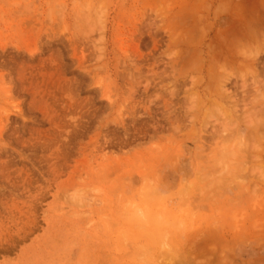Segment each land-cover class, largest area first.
I'll use <instances>...</instances> for the list:
<instances>
[{
    "label": "rangeland",
    "instance_id": "374dc122",
    "mask_svg": "<svg viewBox=\"0 0 264 264\" xmlns=\"http://www.w3.org/2000/svg\"><path fill=\"white\" fill-rule=\"evenodd\" d=\"M262 29L264 0H0V264H264Z\"/></svg>",
    "mask_w": 264,
    "mask_h": 264
},
{
    "label": "bare ground",
    "instance_id": "6f19581e",
    "mask_svg": "<svg viewBox=\"0 0 264 264\" xmlns=\"http://www.w3.org/2000/svg\"><path fill=\"white\" fill-rule=\"evenodd\" d=\"M254 27H255V26H254ZM255 28H256V27H255ZM248 29H250V28H248ZM259 29H260V28H259ZM259 29H256V30H259ZM254 30H255V29H254ZM256 30L253 31V32H255V34L258 33V31L256 32ZM263 30H264V29H262V31H263ZM259 31H260V30H259ZM248 33H250V30L248 31ZM248 33L246 34V35H247L246 38H245V37H240V38L243 39V40L241 39L242 44H241V42H238V41H237L238 43L236 42V44H239V43H240V44H239L240 47H241V45H242V47H244V44L249 45V44H252V43L254 44V43H255L254 45H257V46L260 45V44H264V37L261 36V34H260L259 36H256L255 34H253V35H255L256 37L254 36V38H252V37H248ZM263 33H264V31H263ZM244 34H245V33H244ZM258 34H259V33H258ZM250 35H251V34H249V36H250ZM244 36H245V35H244ZM244 39H245V41H244ZM234 41H235V40H234ZM243 42H244V43H243ZM224 43H225V42H224ZM224 43H223V44H224ZM230 45H231V44H230ZM240 47H238V48H240ZM248 47H249V46H248ZM263 47H264V46H263ZM234 48H236V47H234ZM217 52H218V51H217ZM236 57H238V56H236ZM238 58H239V57H238ZM225 59H226V58H225ZM251 60H252V59H251ZM211 61H212V60H211ZM230 61H231V60H230ZM253 61H254V60H253ZM224 64H226V63L224 62ZM227 64H228V63H227ZM227 64H226V65H227ZM253 64H254V63H253ZM214 65H215V64H214ZM222 66H223V65H222ZM254 66H255V65H254ZM213 67H214V66H213ZM213 67H212V68H213ZM252 68H253V67H252ZM229 69H230V68H229ZM239 69H240V68H239ZM237 70H238V68H237ZM254 70H256V69H254ZM242 71H243V70H242ZM214 72H215V71H214ZM214 72H213V73H214ZM208 73H210V72H208ZM216 73H219V72H216ZM252 73L255 74L256 72H251V74H252ZM219 74H220V73H219ZM251 74H250V75H251ZM212 75H213V74H212ZM214 76H216L215 73H214ZM245 76H246V75H245ZM252 76H253V75H252ZM258 76H259V75H258ZM256 77H257V76H256ZM215 78H216V77H215ZM255 79H257V78L254 77V80H255ZM212 80H213V79H212ZM242 81H244V80H242ZM256 81H257V80H256ZM258 82H259V81H258ZM258 82H257V83H258ZM244 83H245V82H244ZM214 84H215V83H214ZM255 84H256V82H255ZM259 85H260V82H259ZM221 89H222V88H221ZM255 91H256V90H255ZM228 95H229V94H228ZM225 102H226V101H225ZM231 110H232V109H231ZM199 252H200V251H199ZM204 252H205V251H204ZM199 254H200V253H199ZM186 260H187V259H186ZM207 264H208V262H207Z\"/></svg>",
    "mask_w": 264,
    "mask_h": 264
}]
</instances>
